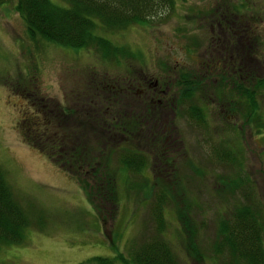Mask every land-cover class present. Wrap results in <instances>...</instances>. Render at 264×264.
Masks as SVG:
<instances>
[{"label": "rangeland", "instance_id": "obj_1", "mask_svg": "<svg viewBox=\"0 0 264 264\" xmlns=\"http://www.w3.org/2000/svg\"><path fill=\"white\" fill-rule=\"evenodd\" d=\"M173 1L147 21L105 31L128 52L118 60L101 57L91 46L73 49L31 37L15 0L0 4V167L30 222L21 240L0 245L1 264H87L92 254L132 264V250L157 234L152 207L160 192L161 230L182 264H228L227 254L214 248L217 225L247 196L262 211L264 241V0ZM225 9L222 22L237 25V41L234 35L229 40L239 44L232 60L240 67L222 78L216 73L215 80L208 76L206 91L185 97L182 72L202 70V61L215 53L217 30L211 28ZM144 73L172 79L169 95L180 94L166 141L152 145L135 119L125 135L115 129L107 140L94 127L78 139L84 157L78 154L72 165L26 142L23 114L41 105L54 109V102L80 109L92 80L105 91L99 108L108 111V86ZM127 101L123 96L121 106ZM189 102L201 106L203 122L188 114ZM137 148L147 162L137 172L127 168V175H117L116 198L91 201L76 175L86 177L97 160L122 166L119 153Z\"/></svg>", "mask_w": 264, "mask_h": 264}, {"label": "trees", "instance_id": "obj_2", "mask_svg": "<svg viewBox=\"0 0 264 264\" xmlns=\"http://www.w3.org/2000/svg\"><path fill=\"white\" fill-rule=\"evenodd\" d=\"M5 1L0 0V4ZM173 3V0H15L14 9L19 11L31 37L40 35L43 39H50L73 49L91 46L100 52L101 57L118 60L128 52L124 45L114 44L106 36L105 31L114 32L126 28L131 23L139 24L141 21H147L161 6L171 7ZM186 71L182 72L180 84L183 85L184 90L180 94L190 97L197 84L192 88L188 83ZM97 83L94 80L89 83L90 90L85 93V96H89L84 98L80 109H71L65 104L55 105L54 102V109L41 105L32 109L30 114H23L21 120L24 119L25 127L22 133L26 142L36 145L38 149L45 151L50 157L56 158L58 163L64 165L65 161L70 164V161L75 162L78 154L81 158L84 157L82 154L84 146L78 139L86 130L94 133V127L99 129L96 132L99 138L107 140V133L111 135L115 129L119 134L125 135L128 130L125 127L134 125L131 121L135 119L136 123L140 122L135 126L138 127L139 134L145 132L144 136L148 135L153 142L152 145L156 139L164 138L165 135L160 127L155 129L143 124L141 114L138 111H133L132 114L130 111L133 109L128 110L127 103L124 107L121 106L123 93L114 84L108 86L110 95L106 90L108 94L106 98L111 99L109 110H101L99 107L102 101L96 103L94 100H97V97L101 98V94L105 91L102 87H97ZM187 112L196 121H204L199 104L190 102ZM51 126L54 130L53 128L48 130ZM126 152L119 153L122 166L117 165L115 168L107 164L105 167L102 161L97 160L94 166L89 164L92 170L88 169L90 174L86 177L76 175L91 201L108 202L115 199L119 185L118 176L121 178L123 174L127 175V168L137 172L138 168L147 162V158L139 148L125 154ZM105 153L100 151L99 155L103 157ZM223 153L227 155L226 152ZM3 172L0 167V245L21 240L26 224L30 223L18 199L13 196L12 187L9 186ZM158 196L157 204L152 207L158 223L157 234L141 240L139 247L132 250V257L128 261L132 264H182L161 230L164 223L162 207L165 199L163 192ZM245 198L247 199L233 209L231 217L227 220H219L214 248L217 253L227 254L228 264H264L262 211L253 198L248 196ZM119 258L124 260L122 255ZM86 260L87 264H111L112 261L104 254H92Z\"/></svg>", "mask_w": 264, "mask_h": 264}, {"label": "flooded vegetation", "instance_id": "obj_3", "mask_svg": "<svg viewBox=\"0 0 264 264\" xmlns=\"http://www.w3.org/2000/svg\"><path fill=\"white\" fill-rule=\"evenodd\" d=\"M227 9L222 11L221 18L218 19L217 28H211L212 32L217 30V34L215 37V41L212 46L215 50V53H211V58L205 59L202 61V70L201 69H192V71H186L188 73V83L192 85V88L196 86L197 88H193V92L195 91H206L209 85L205 84L204 81L206 78L208 79L210 76L214 77L215 80L216 73L221 72L220 78L224 76L226 71H234L239 66V63L236 67V60L234 55L236 54V49L239 44L232 43L229 40L233 35L235 41H237L236 37V27L237 25L227 24L226 22H222V18H224ZM215 44V45H214ZM217 46V48H216ZM240 62V61H239ZM201 70V71H200ZM179 71L175 72V78L173 82L179 78ZM209 76V77H208ZM205 79V80H204ZM116 80V79H115ZM172 79L168 80V78L163 77L162 75H154L152 79L151 75L143 74L142 77L137 78V76H125L123 79L116 80V87L123 93L122 97H125L127 101L128 107L131 109L132 106L138 103L136 106L139 114H141V118L143 119V124L161 128V132L165 135L163 138L165 141L168 138V135L172 134V124L174 123V113L178 111L177 101L180 94L169 95V87L168 82H171ZM209 80V79H208ZM113 86V84H112ZM89 95L85 96L86 99ZM195 94L192 95L194 97ZM97 100H94L96 103L98 101H102V98L97 97ZM130 98V99H128ZM106 97L104 98V100ZM190 103V102H189ZM188 103V104H189Z\"/></svg>", "mask_w": 264, "mask_h": 264}]
</instances>
